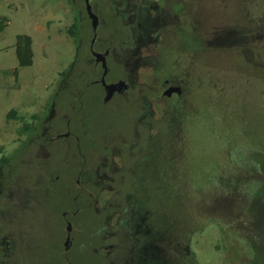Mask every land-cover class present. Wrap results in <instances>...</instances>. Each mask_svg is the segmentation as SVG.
Here are the masks:
<instances>
[{"label":"rangeland","instance_id":"obj_1","mask_svg":"<svg viewBox=\"0 0 264 264\" xmlns=\"http://www.w3.org/2000/svg\"><path fill=\"white\" fill-rule=\"evenodd\" d=\"M246 1L264 18V0ZM155 2L159 9H171L173 16L170 11L161 18L151 13L140 21L134 11L117 8L116 2L110 7L111 51L120 55L125 68L114 65L105 80L120 74L130 77L128 60L143 55L145 65L131 77L144 90L141 95L160 94L166 77L184 87L180 96L151 105L152 116L143 119L152 122L150 130L157 134L150 142L163 154L146 151V156L141 153L127 161V166H138L137 177L132 167L114 170L115 176L107 167L110 156L117 154L110 140L115 150L120 148L119 165L128 153L125 143L138 138L127 98L125 105L116 102L117 97L108 102L101 96L89 99L102 93L99 84L91 82L100 72L93 71L89 44L94 34L95 51L107 40V0H90L100 18L94 33L84 0H0V17L6 24L0 31V240L5 237L9 245L6 254L0 251V264H43L48 260L45 245L52 240L56 241L49 249L60 251L61 261L55 264H62L61 211L78 207L71 199L76 177L84 181L78 172L81 166L93 169L92 163L99 164V171L92 174L90 192L84 193L83 211L72 217L74 229L77 220L82 225L84 239L77 254L74 248L81 238L74 231L67 252L72 264L86 257L88 224L93 231L99 226L110 233L106 239L99 234L92 239L98 243L92 251L99 264L144 259L149 264H183L192 253L196 264L262 262L259 254L251 261V247L240 245L247 217L238 218L244 202L232 201L230 195L238 187L241 193L254 191L264 178L257 166L248 167L264 154V44L244 53L213 42V32L237 33L238 27L250 23L245 11L239 12L243 0H185L177 7L167 0L150 4ZM74 21L75 39L68 31ZM21 33L32 38L33 52L32 63L22 67L14 50L15 36ZM136 43L140 50L133 53ZM147 106L148 102L136 109ZM11 109L15 114L7 116ZM65 129L66 139L57 133ZM102 135L108 136L102 140ZM88 143L94 144L92 154ZM78 146L87 158L77 155ZM62 181L72 187L62 190ZM258 223L264 242V219ZM105 240L110 243L107 259L102 257Z\"/></svg>","mask_w":264,"mask_h":264},{"label":"flooded vegetation","instance_id":"obj_2","mask_svg":"<svg viewBox=\"0 0 264 264\" xmlns=\"http://www.w3.org/2000/svg\"><path fill=\"white\" fill-rule=\"evenodd\" d=\"M120 1L121 2H118V0H107L109 34L107 35V40H106V42L103 43L101 49L96 50V52L102 53V56H99V58H96L92 54V51H95V50H93V45L95 42L96 35H95V38H94L92 45H91V42L89 44L90 57L93 61V71L98 70L100 72L99 78L91 80V82H95V83L99 84V86L101 87V91H102L101 95L99 93L97 95L92 94L93 96L90 97L89 99H91V101H93V100L99 99L98 97L101 96L100 100L103 101V99H104L105 102H108L109 100L113 99L114 97H117L116 102L120 103V105H125L126 104L125 98H127L128 104H126V105H128L127 107H129V110L132 112V116L134 117V122H135L134 123V126H135L134 127L135 128L134 134H136L138 136L137 139L135 137V140H133V142L131 144L125 143L126 151L128 153L123 154V164H119V165H118V162H119V155L118 154H119L120 148L116 147V150H115L114 142H112L110 140V149L117 153V154H112L110 156V166H107L108 168H110V172L112 173V174H110V176L114 175V170H116V172L119 173L122 168L124 170H126V169H129L130 167L134 168L136 173H137V167L138 166L136 164H134V166H129V165L127 166L126 163H127V161L134 160L137 156H140L141 153H143L145 156L147 155L146 151H149V152L155 151L154 156H156V155L161 156L163 154L160 150L156 151V146L152 145L150 142L153 135L157 134V133L153 134L152 129L150 130V128H151L150 125L152 122L149 121V119H146L145 121L143 119L144 118H150L152 116V110L150 109L151 105H154V106L157 105V102L159 100H161L162 98H172L173 96L178 97L184 91V87L182 85V82H180L179 80H177L175 78L166 77L163 79V82L161 83L165 87L161 88L160 94H154L153 97H150L145 92L144 94L141 95L142 91H144V90L140 89L138 87V84L133 83L131 77L134 75V73L139 68H141L142 66L145 65V63H144L145 58L143 55H136L134 57L131 56L130 59L128 60L127 64H129L131 66V70H132V73L129 74L130 77L125 76V78H122L124 76H122L120 74L119 76H122V77L117 76L116 78H111V79L109 78L108 80H105L106 76L109 75V77H110L111 70L113 69L114 65H118L119 69H123L121 67L125 68V62L123 61L122 58L120 59V55L115 57L116 56L115 53L113 54V51H111L110 24L112 25V21H113V19H111V17H110V7L112 6L111 2L112 3L116 2L117 8H119V6H123L127 10L134 11L135 16L136 17L138 16V19H140V21L141 20L144 21L145 17L150 16L151 13H155L157 18L164 17V15L168 14L169 11L172 14L171 9L170 10L165 9V8L159 9V3H157V2H155L154 4H150L151 0H120ZM167 2L170 4L169 6L173 5L176 7L178 5L182 6L183 4H185V0H167ZM84 7H85V5H84ZM172 16H173V14H172ZM97 17H98V23H99L100 18H99V16H97ZM174 20H175L174 22L178 26L179 16L177 14H174ZM97 26H98V24H97ZM92 31H93V33L95 32L93 30V28H92ZM184 34L187 35L186 33H184ZM146 36H147V34H146ZM105 44H106V46H104ZM175 46L177 49L178 48L177 42H176ZM139 47H140L139 43H136L135 51H133V53L138 52L140 50ZM160 57H161V55H160ZM158 59L160 61V58H158ZM103 62L105 65H103ZM104 70H105V72H104ZM80 79H81V77H80ZM82 79H83V76H82ZM121 80H123L124 82H120ZM113 83H115L114 86H112L111 88H106V85L113 84ZM170 86H173V87L178 86L180 88L179 92L173 90L170 94L164 93V91L166 89H168ZM148 93H150V91ZM131 99H134L133 104L131 102ZM100 100H98V101H100ZM147 102H148V106H147L148 109L147 110L145 108L136 109L137 105H139V106L145 105ZM120 105H118V107H122ZM156 111L159 112V109L156 108ZM81 124H82V122H81ZM64 132H68V133H64ZM57 133H60L59 136H62V138H64V139H66L69 136L68 129H65V131H61V132H57ZM142 133L144 134L143 138L145 139V147H143V152H142V146L139 145L140 139L142 137ZM54 135H56V134H54ZM107 136L108 135H102V137H101L102 140ZM123 140H124V138H123ZM111 144H113V147H111ZM132 145H134V148L132 147ZM78 147H79L78 149H81L80 146H78ZM89 147H90V149H92V152H91V154H92L95 150L94 144L92 146H90V144H89ZM77 155H79V157L84 155L83 157L87 158L86 152H83L82 149H81V152ZM154 159H155V157H154ZM81 161H83V162H81L80 165L81 164L84 165L85 160H81ZM92 166H93V169H89V168L84 169L83 166H81L78 174L80 173V175L83 176L84 181H81L79 177H76V182L74 185L76 192L71 197V199L76 203V205L78 207H76V206H65V209H63L61 211L62 221L64 220V222H65V230H64L65 236H64V241H63V245H62L63 246L62 264H72L68 259V253L67 252H68L70 246H72V244H73V240L75 238L74 231L79 235V238H81L80 228L82 225L77 220L78 226L74 229V226L72 224V217L76 213L83 211L82 210V199L84 197V193L90 192L88 186H92L94 183V178L92 177V174L93 173L97 174L99 171L98 170L99 164H93L92 163ZM102 166H104V165H102ZM118 175H119L118 181H120L121 180V177H120L121 174H118ZM137 177H139L138 173H137ZM144 177H146V175ZM138 186H139V184H138ZM141 186L142 185H140V188H141ZM59 187H62V190H64V189L69 190L72 187V185H68V184H66V182L62 181V182H60ZM79 198H81V199H79ZM58 209H60V207ZM56 213L58 214V210L56 211ZM75 219H76V217H75ZM58 221H60V218H58ZM87 229H88L89 235L87 236V238H88L87 244L85 245L86 257L84 259H81L82 260L81 264H99V260H100L99 256L95 253V251H92L93 246L96 247V245L98 243H94L92 241V239L98 234L103 236L106 239V237H110V233L107 232L104 227L100 229L99 226L95 231H93L94 229L91 228L89 224H88ZM100 230H104L105 232L100 233ZM91 233H94V234H91ZM54 237L55 236H53V239H54ZM0 241H1V244H3V247H0V251H2L3 254H6L8 246H9L7 243L8 240L5 237H2ZM55 241L56 240H52L49 245H45L48 248V250L47 251L45 250L44 256L48 257V260L46 262H43V264H55V262L61 261V259L58 258V254H60L59 249L57 248L56 252H54V251L52 252L51 249H49V247L53 243H55ZM82 241H84V239L81 238L78 245L74 248L77 254H81L80 250L82 247ZM108 241L109 240H105L104 242H101V245L103 246V248H105V252L103 251L102 257H104L106 259L110 255V249H109L110 243H108ZM105 242L108 244H105ZM149 262H148V260L144 259V260H141L140 262L135 263V264H149Z\"/></svg>","mask_w":264,"mask_h":264},{"label":"trees","instance_id":"obj_3","mask_svg":"<svg viewBox=\"0 0 264 264\" xmlns=\"http://www.w3.org/2000/svg\"><path fill=\"white\" fill-rule=\"evenodd\" d=\"M264 6V4H263ZM252 6L247 3L246 0H243L242 8H240L241 13L245 11V15L249 16V24L243 25L238 27L239 30L236 29L237 33L231 32L228 29H220L221 31H215L212 33L213 35V42L217 47L223 48L224 46L227 48L237 49V51H244V53H247L248 50L246 49H260V46L264 44V18L260 14H254ZM258 11H260L258 9ZM5 20L3 17H0V31L5 26ZM78 28V24L75 23V21L70 25L68 28L69 33L73 36L75 39L77 34L76 30ZM241 32V33H240ZM240 33V34H239ZM260 38H263L262 40H259ZM31 43L32 38L24 33L17 34L15 36V42H14V50H15V56L17 58V64L18 66H26L30 65L32 63L33 58V52L31 49ZM241 48V49H240ZM262 65H264V61L262 60ZM261 65V66H262ZM252 66V65H251ZM263 68V67H261ZM12 73L14 75H17L18 68H14L12 70ZM15 114V110L11 109L7 113V116H13ZM37 117V116H36ZM25 128L29 129L30 127L26 124L24 125ZM4 159V158H2ZM256 160V158H255ZM253 160V162L255 161ZM248 166L251 169L256 168L257 166V172L259 174H264V154L256 161V165ZM263 176V175H262ZM263 181V182H262ZM260 186L258 188H255L253 191L252 188H247V192L241 193L239 192V187L234 189V193L230 195V198L232 201L238 200L244 202V206L238 207L241 208L242 211L238 213V218H240L242 215L247 217V221L243 222L242 231L245 234L244 236H241V243L240 245H243L247 248H250L252 250L253 254V262H255V258H257V255L262 258V262L260 264H264V242L262 237V229L260 230V227H258L259 223L258 221L261 219H264V178L263 180L258 183ZM263 184V186L261 185ZM224 186H227V184L224 182ZM235 188V185H234ZM261 189V192L258 193V190ZM248 196H247V195ZM257 197V198H256ZM241 199V200H240ZM246 207V208H245ZM237 215V214H236ZM249 246V247H248ZM254 253L256 255H254ZM194 254L192 253V257H188L186 261H184L183 264H196L194 259ZM258 264L257 262H255Z\"/></svg>","mask_w":264,"mask_h":264},{"label":"water","instance_id":"obj_4","mask_svg":"<svg viewBox=\"0 0 264 264\" xmlns=\"http://www.w3.org/2000/svg\"><path fill=\"white\" fill-rule=\"evenodd\" d=\"M84 5H85V9H86V12L88 14V16L90 17L91 19V25H92V28L93 30L95 31L96 30V27H97V24H98V17L96 16V14L92 11V8H91V4H90V0H84ZM94 38H95V34L93 35L92 39H91V45L94 41ZM92 54L96 57V58H99V56H102V53L100 52H96V51H92ZM103 65L104 62H103ZM105 72V70H104ZM120 82H124L123 80H121ZM115 83L113 84H108L106 85V88H111L112 86H114ZM179 87H173V86H170L168 89H166L164 91V93H167V94H170L173 90L174 91H177L179 92ZM108 97V96H107Z\"/></svg>","mask_w":264,"mask_h":264}]
</instances>
